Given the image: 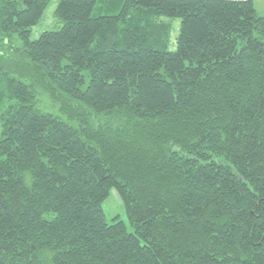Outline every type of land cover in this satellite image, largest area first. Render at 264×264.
Returning <instances> with one entry per match:
<instances>
[{
	"label": "trees",
	"instance_id": "1",
	"mask_svg": "<svg viewBox=\"0 0 264 264\" xmlns=\"http://www.w3.org/2000/svg\"><path fill=\"white\" fill-rule=\"evenodd\" d=\"M50 1L0 0V264H264V10L59 0L31 39Z\"/></svg>",
	"mask_w": 264,
	"mask_h": 264
},
{
	"label": "rangeland",
	"instance_id": "2",
	"mask_svg": "<svg viewBox=\"0 0 264 264\" xmlns=\"http://www.w3.org/2000/svg\"><path fill=\"white\" fill-rule=\"evenodd\" d=\"M58 1L59 0H51L49 2L47 8L45 9L43 13V16L40 22L31 28V34H30L31 39L38 38V36L40 35L42 31L56 29L60 26V22L54 16V13H53L54 8L56 7ZM254 4L257 9L256 11L257 14L261 15L264 10L263 9L264 0H254ZM170 22H171L170 47L174 48L173 39L178 33L179 19L177 18L171 19ZM17 43L13 41L14 45H16ZM39 108L53 115H58V111L56 107H54L47 99L46 100L44 99L41 102ZM102 209H103V212H104V215L107 221H111L113 218H115L124 223L127 231H132V227L128 221V214H127L126 206L115 188H112L109 191L108 196L102 203Z\"/></svg>",
	"mask_w": 264,
	"mask_h": 264
},
{
	"label": "crops",
	"instance_id": "3",
	"mask_svg": "<svg viewBox=\"0 0 264 264\" xmlns=\"http://www.w3.org/2000/svg\"><path fill=\"white\" fill-rule=\"evenodd\" d=\"M253 1V3H254V0H252ZM254 6H255V4H254ZM255 9H256V7H255ZM263 9H264V7H263ZM256 11H257V9H256Z\"/></svg>",
	"mask_w": 264,
	"mask_h": 264
}]
</instances>
